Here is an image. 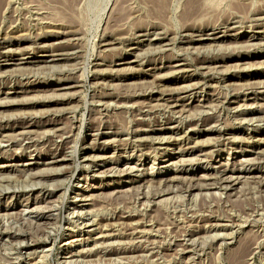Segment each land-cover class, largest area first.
<instances>
[{
    "label": "rangeland",
    "instance_id": "374dc122",
    "mask_svg": "<svg viewBox=\"0 0 264 264\" xmlns=\"http://www.w3.org/2000/svg\"><path fill=\"white\" fill-rule=\"evenodd\" d=\"M68 1L0 0V264H264V89L248 90L264 83V0L214 2L216 42L184 29L187 0L161 21L141 0Z\"/></svg>",
    "mask_w": 264,
    "mask_h": 264
},
{
    "label": "bare ground",
    "instance_id": "6f19581e",
    "mask_svg": "<svg viewBox=\"0 0 264 264\" xmlns=\"http://www.w3.org/2000/svg\"><path fill=\"white\" fill-rule=\"evenodd\" d=\"M67 1V0H66ZM70 1V0H69ZM69 1H68V3H69ZM218 0H187L186 1V3L184 4V6H183V11H181V12H183L182 13V17H183V15L187 18V20L184 22L185 23V27H184V29L186 30V31H193V32H195L194 34H195V37H197L198 39H196V42H199V41H205V40H208L207 38H212V40L211 41H213V42H216V41H218L220 38H219V36H220V34H221V30L219 29V25H217V23H216V20H217V18L218 17H216V20H214V18H213V16H211V6H214L213 5V3L214 2H217ZM221 1V0H220ZM220 1H218V4L220 5ZM245 1V0H244ZM244 1H242V2H244ZM76 3L77 2V0L75 1V0H71V3ZM141 2H142V4L148 9V12H150V14H154V15H156V16H154L153 15V17L154 18H156L158 21L161 19H163L164 18V14H166V11H168V8H169V5H170V2H171V0H141ZM221 2H224V1H221ZM247 2V1H246ZM70 4V3H69ZM229 4H231V6H233V7H236V9L238 8V9H246V8H244V5L241 3V0H230V2H229ZM245 4V3H244ZM124 6V5H123ZM122 6V7H123ZM217 6V5H216ZM246 6V5H245ZM177 7V6H176ZM230 7V6H229ZM216 8H218V7H216ZM215 8V9H216ZM125 9V8H124ZM144 9V8H143ZM214 9V10H215ZM119 10H120V8H119ZM121 12H125V10H120ZM229 11V10H228ZM147 12V13H148ZM120 13V12H119ZM237 13V12H236ZM121 14V13H120ZM149 15V14H148ZM218 15V13L216 14V16ZM223 16H224V14H222ZM152 16V15H151ZM151 16H149V17H151ZM214 16H215V14H214ZM219 16V15H218ZM185 18V19H186ZM223 18V17H222ZM237 18V17H236ZM151 19H152V17H151ZM150 19V20H151ZM156 20V21H157ZM160 20V21H161ZM230 20V19H229ZM228 20V21H229ZM232 20V19H231ZM221 21V20H220ZM225 21V20H224ZM155 22V21H154ZM218 22H219V19H218ZM147 23V22H146ZM224 23V22H223ZM225 23H227V21H225ZM225 23H224V25H225ZM229 23V22H228ZM234 23V22H233ZM151 24H153V23H151ZM219 24H220V22H219ZM182 25H183V23H182ZM221 25V24H220ZM223 25V24H222ZM227 25V24H226ZM231 25V24H230ZM146 26V25H145ZM228 28V27H227ZM231 29V28H230ZM230 29H228V30H230ZM183 30V29H182ZM184 30V31H185ZM225 30V29H224ZM227 30V29H226ZM227 30V31H228ZM223 31V30H222ZM188 33V32H187ZM227 33V32H226ZM162 34V33H161ZM64 35V34H63ZM224 35V33L222 34V36L221 37H224L223 36ZM226 35V34H225ZM193 37V36H192ZM234 37V36H233ZM191 38V37H190ZM189 38V39H190ZM257 38V37H256ZM165 39V38H164ZM259 39V38H258ZM157 40V39H156ZM142 42V41H141ZM151 42V41H150ZM106 43V42H105ZM103 44L104 46H107L106 44ZM151 44V43H150ZM212 44V43H211ZM240 44V43H239ZM260 44V43H259ZM110 45V44H109ZM167 45V44H166ZM165 45V46H166ZM101 46H102V44H101ZM43 47V46H42ZM6 47L4 46V44H0V50H2V49H5ZM108 48V47H107ZM147 48V47H146ZM49 49V48H48ZM61 49V48H60ZM66 49V48H65ZM109 49V48H108ZM129 50V49H128ZM134 50H136V49H130V52H134ZM50 53H53V51H49ZM55 52V51H54ZM159 52V51H158ZM239 52V51H238ZM247 52V51H246ZM8 53H9V56H3L2 57V61L1 62H7L8 61V59L10 58V57H12V55H11V53L12 52H9L8 51ZM63 54V53H62ZM62 54H60L59 53V51L57 50L56 51V53H54V54H51V55H43V56H40L42 59H39V60H37L36 62H29L27 59L28 58H26V57H22V56H25V54H19V56H21L22 57V59L21 60H24V62L22 63V64H25V65H28V64H30V63H47V58H54V57H59V56H62ZM5 55V54H4ZM220 55V54H219ZM15 56V55H14ZM13 56V57H14ZM248 57V56H247ZM257 57V56H256ZM138 58V57H137ZM232 59H230V58H221V59H214L212 62H211V65H214L215 67L217 66V67H220L219 65H223V64H226L228 61H231ZM50 61V60H49ZM208 61V60H207ZM124 62H125V60H123V59H120V61L116 64V65H123L124 64ZM115 63V62H114ZM121 63H123V64H121ZM128 63V62H127ZM134 63V62H133ZM138 63V62H137ZM262 63V62H261ZM261 63H259V64H261ZM249 64V63H248ZM253 64V63H252ZM252 64H250V66L252 65ZM125 65H126V63H125ZM137 65V64H136ZM254 65V64H253ZM257 65H258V63H257ZM262 65V64H261ZM214 66H211V67H213V68H215ZM235 66V65H234ZM263 66H264V64H263ZM263 66H260V67H263ZM181 67H183V65H177V66H174L173 68H174V70H173V73L174 74H177V73H181V72H183V69L184 68H182L181 69ZM203 67V66H202ZM168 68V67H167ZM166 68V69H167ZM172 68V69H173ZM210 68V67H209ZM250 68H255V67H249V68H247V69H250ZM259 68V67H258ZM234 69H236V67L234 68ZM237 69H238V67H237ZM242 69H244L245 70V68H242ZM243 70V71H244ZM120 71H122V70H120ZM129 71V70H128ZM131 71V70H130ZM238 71L240 72L241 70H239L238 69ZM255 71H257V69L256 70H248V72H250V73H248L249 75H248V78H250V79H252V80H255V79H258V78H262V77H260V76H258L257 74H259V72H255ZM242 72V71H241ZM247 72V71H246ZM227 73V72H226ZM262 73V72H261ZM260 73V74H261ZM171 74V73H170ZM169 75V74H168ZM167 75V76H168ZM172 75V74H171ZM221 75V74H220ZM224 76H225V74H224ZM162 78V77H161ZM223 78V77H222ZM223 80V79H222ZM66 81V80H65ZM76 82V81H75ZM74 81L73 82H68V86H69V88H74V87H77L76 85H78V84H76ZM135 83V82H134ZM250 83H251V85L249 84V91H253V90H257V89H261V91L264 89V83L263 82H259V81H256V82H251L250 81ZM246 84H248V83H246ZM71 85H73V86H71ZM229 85V84H228ZM239 85V84H238ZM22 86V85H21ZM198 84L197 85H186V87H183L180 91L178 90V92L179 93H181V94H185V93H190V92H194V91H196L197 89H198ZM199 86H200V84H199ZM246 86H248V85H246ZM25 87V86H24ZM79 87V86H78ZM68 88V89H69ZM241 88H243V87H241ZM164 89V88H163ZM179 89V88H178ZM239 89V88H238ZM246 89V88H245ZM237 90V89H236ZM11 91H12V93L15 95V94H17V93H22L23 91H22V89L20 88L19 89V91H17V88H15V87H13V89H11ZM235 91V90H234ZM264 91V90H263ZM11 93V92H10ZM25 93V92H24ZM191 94V93H190ZM188 95V94H187ZM205 99V98H204ZM237 99V98H236ZM49 100V99H48ZM52 100V99H51ZM235 101V100H234ZM40 102H42V101H40ZM179 102V98H177V99H175V100H173V104H175V105H177V103ZM5 103V102H4ZM40 104V103H39ZM210 105V104H209ZM208 105V106H209ZM6 106V105H5ZM173 106V105H172ZM203 106H205V105H203ZM174 107V106H173ZM199 107V106H198ZM206 107V106H205ZM184 108V107H183ZM201 108V107H200ZM247 108V107H246ZM236 109V108H235ZM188 110V109H187ZM202 111V110H201ZM240 111V110H239ZM250 123V122H249ZM212 124L214 125L215 123H213L212 122ZM211 124V125H212ZM217 124V123H216ZM196 127V126H195ZM214 128H216V125H215V127ZM207 131H209V133L211 132H213L214 133V131L212 130V129H210V127H209V129L207 130ZM58 132V131H57ZM97 133H98V131H97ZM148 133V132H147ZM216 133V132H215ZM222 133V132H221ZM58 134H59V132H58ZM96 134V133H95ZM200 134V133H199ZM22 135H27V133H23ZM62 134H60L59 136L60 137H62L61 136ZM102 135V134H101ZM226 135H230V133H225V136ZM250 135H252V134H250ZM15 136V135H14ZM58 136V135H57ZM96 136H98V134L96 135ZM195 136V135H194ZM261 136V135H260ZM66 137V136H65ZM222 137V136H221ZM224 137V136H223ZM252 137V136H251ZM1 138V140H0V142H3V143H8L9 141L8 140H6V136H2V137H0ZM57 138V137H56ZM67 138V137H66ZM156 138V137H155ZM193 138V137H192ZM234 138V137H233ZM236 138V137H235ZM234 138V139H235ZM28 139V138H27ZM254 140V139H253ZM32 141V140H31ZM62 141V140H61ZM64 141V140H63ZM242 141V140H241ZM264 141V140H263ZM162 142V141H161ZM260 142V141H259ZM262 142V141H261ZM260 142V143H261ZM64 143V142H63ZM198 143V142H197ZM196 143V144H197ZM20 144V143H19ZM1 145V144H0ZM12 146V145H11ZM28 146V145H27ZM33 147V146H32ZM58 147H60V146H58ZM62 148H65L64 146L62 147ZM93 148H95V147H93ZM92 148V149H93ZM58 149V148H57ZM56 151V150H55ZM57 152V151H56ZM59 152V151H58ZM64 152V151H63ZM34 153V152H33ZM1 155V154H0ZM30 156L32 155V153L31 154H29ZM61 155V154H60ZM27 156V155H26ZM25 157V156H24ZM47 157V156H46ZM58 158V159H57ZM12 159V158H11ZM51 159V158H50ZM52 159H55L56 161L55 162H51V163H64L66 160V158L64 157V156H62V157H60L59 156V154H56L55 153V155H53V157H52ZM84 159H86L85 157H84ZM16 160V159H15ZM87 160V159H86ZM194 160V159H193ZM21 161V160H20ZM88 161V160H87ZM200 160H198V159H196V161L194 160L193 161V163H195V162H199ZM201 161H202V159H201ZM264 161V160H263ZM262 161V162H263ZM203 162V161H202ZM193 163H190V165H192ZM24 165V164H23ZM26 165H28V166H30V165H32L31 163L30 164H26ZM46 165V164H45ZM222 165V164H221ZM220 165V166H221ZM1 166V165H0ZM19 166V165H18ZM25 166V165H24ZM63 166V165H62ZM6 167H8V166H1L0 167V169L1 168H6ZM11 168V167H10ZM59 168H60V165H59ZM58 168V169H59ZM9 169V168H8ZM128 169H130V167L128 168ZM51 170V169H50ZM224 171V170H223ZM222 171V172H223ZM52 173V172H51ZM55 173H56V171H55ZM219 173V172H218ZM226 173H224V174H222L223 176L221 177V176H218V174H217V176H218V182L220 181V183L222 184V185H224L225 187H224V189H227V188H232V187H235L236 185H238V183L240 182L239 181V179L241 178V176H236V178H234V177H226V175H225ZM216 175V174H215ZM208 176V175H207ZM209 177V176H208ZM211 177V176H210ZM207 178V177H203V179L204 180H213L212 178ZM240 177V178H239ZM255 177V176H254ZM264 177V176H263ZM48 178V177H47ZM194 178V177H193ZM256 178V177H255ZM254 178V179H255ZM1 179H4V178H1ZM253 179V180H254ZM259 179H261V178H259ZM6 180V179H5ZM8 180V179H7ZM204 180H203V183H205L204 182ZM256 181H257V179H255ZM170 181V180H169ZM171 182V181H170ZM212 182V181H211ZM262 182V181H261ZM169 183V182H168ZM215 183V182H214ZM241 183V182H240ZM207 187H208V189L210 190L211 189V185H206ZM4 187V186H3ZM220 187V186H219ZM198 188H199V185H198ZM190 189V188H189ZM194 189V188H193ZM200 189V188H199ZM202 189V188H201ZM214 189V188H213ZM206 190V189H205ZM44 191V190H43ZM200 191V190H199ZM2 192H0V194H1ZM221 194V193H220ZM3 195V194H2ZM83 196V195H82ZM156 196V195H155ZM177 196V195H176ZM1 199V198H0ZM146 202V201H145ZM53 202H51V204H52ZM56 207V205H51V207L50 208H55ZM52 210V209H51ZM93 210V209H92ZM26 212V211H25ZM40 212V211H39ZM42 212V211H41ZM45 212V211H44ZM49 212H51V211H49ZM55 212V211H54ZM81 212V211H80ZM22 213V212H21ZM35 213H36V211H35ZM43 213V212H42ZM41 213V214H42ZM48 213V212H47ZM90 214V213H89ZM42 215H44V214H42ZM43 219L45 220V221H47V222H49V221H53L54 220V217H53V215L50 213V214H47V215H44L43 216ZM1 220V219H0ZM4 220V219H3ZM112 219H104V222H106V223H108V222H110ZM115 220L116 221H123V220H127V221H129L130 219H129V216H117V217H115ZM132 220V219H131ZM44 221V222H45ZM113 221V220H112ZM39 222V221H38ZM25 223V222H24ZM103 223V222H102ZM114 223H116V222H114ZM113 223V224H114ZM133 223V222H132ZM131 223V224H132ZM137 223H138V221H137ZM22 224V223H21ZM26 224V223H25ZM45 224H46V222H45ZM104 224V223H103ZM103 224H101V225H103ZM112 224V223H111ZM121 224V223H120ZM134 224V223H133ZM94 225V224H93ZM122 225V224H121ZM135 225V224H134ZM139 225V224H138ZM148 225V224H147ZM2 226V225H1ZM136 226H137V224H136ZM101 227H103V226H101ZM101 227H99L101 230H102V228ZM105 227H107V225L105 226ZM130 227V226H129ZM128 227V228H129ZM132 227H134L133 225H132ZM18 228V227H17ZM17 228H16V230H17ZM115 228V227H114ZM138 228V227H137ZM183 228V227H182ZM134 229V228H133ZM102 231H106V230H102ZM8 232V231H7ZM11 232V231H10ZM10 232H8V233H10ZM15 232V231H14ZM13 232V233H14ZM17 232V231H16ZM107 232V231H106ZM18 233V232H17ZM21 235V237H23L24 236V232H19ZM28 233V232H27ZM26 233V234H27ZM44 233H45V231H44ZM15 234V233H14ZM30 234V233H29ZM46 234V233H45ZM219 234V233H218ZM6 235H8V234H6ZM11 235V234H10ZM14 236V235H13ZM27 236H29V235H27ZM45 236V235H44ZM109 236V235H108ZM11 238H13V237H11ZM29 238V237H28ZM110 238V237H109ZM23 239V238H22ZM3 240V239H2ZM11 240V239H10ZM20 240V239H19ZM25 240V239H24ZM35 240H39V239H35ZM100 240H102L101 238H100ZM107 240V239H106ZM12 241V240H11ZM26 241V240H25ZM2 242V241H1ZM28 242H30V241H28ZM99 242V241H98ZM105 242V241H104ZM14 243V242H13ZM22 243V242H21ZM21 243H19V244H21ZM25 243V242H24ZM24 243H23V245H24ZM31 243H33V242H31ZM100 243V242H99ZM188 243V242H187ZM4 244V243H3ZM18 244V245H19ZM30 244V243H29ZM96 244V243H95ZM102 244H104V243H102ZM72 245V244H71ZM16 246V245H15ZM105 248V247H104ZM103 248V249H104ZM115 250H116V248H115ZM117 250H118V248H117ZM145 250V249H144ZM151 250V249H150ZM47 253L49 252V251H51V250H45ZM45 251H43V252H45ZM90 251V250H89ZM89 251L88 252H86V251H82V252H76V254L75 253H69L70 254V256H69V258L71 259V258H77V259H79V258H81V261L84 259V258H89L90 257V253H89ZM97 251V250H96ZM100 251V250H99ZM110 251H111V249H110ZM113 251V250H112ZM127 251V250H126ZM43 252H41L43 255H44V253ZM118 252V251H117ZM134 252V251H133ZM40 253V254H41ZM93 253H95L94 255H96L97 253L96 252H93ZM104 253H105V251H104ZM112 253H114V252H112ZM112 253H109V252H107L106 254L107 255H112ZM120 253V252H119ZM37 254V253H36ZM41 254V255H42ZM99 254V253H98ZM97 254V255H98ZM102 254V253H101ZM128 254H129V252H128ZM41 255L38 257L39 259H41ZM100 255V254H99ZM31 256V255H30ZM47 256V255H46ZM33 257V256H32ZM106 257V256H105ZM91 258V257H90ZM93 258V257H92ZM112 258V257H111ZM37 259V258H36ZM74 259H71V260H74ZM131 259V258H130ZM33 260V259H32ZM70 261V260H69ZM69 261L67 262L66 261V263H68L69 264ZM77 261V260H76ZM72 262V261H71ZM70 262V263H71ZM83 262V261H82ZM116 262V261H115ZM74 263H75V261H74ZM73 264V263H72ZM77 264V263H76Z\"/></svg>",
    "mask_w": 264,
    "mask_h": 264
}]
</instances>
